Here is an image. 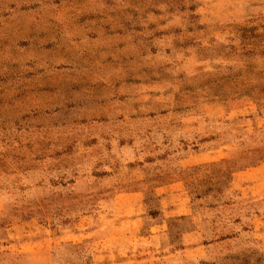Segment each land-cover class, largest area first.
<instances>
[{"label":"rangeland","instance_id":"1","mask_svg":"<svg viewBox=\"0 0 264 264\" xmlns=\"http://www.w3.org/2000/svg\"><path fill=\"white\" fill-rule=\"evenodd\" d=\"M0 264H264V0H0Z\"/></svg>","mask_w":264,"mask_h":264}]
</instances>
